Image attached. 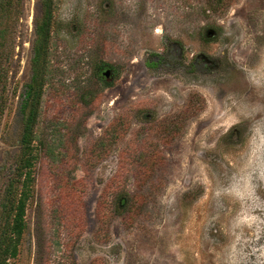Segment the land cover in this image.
I'll use <instances>...</instances> for the list:
<instances>
[{
  "label": "rangeland",
  "instance_id": "obj_1",
  "mask_svg": "<svg viewBox=\"0 0 264 264\" xmlns=\"http://www.w3.org/2000/svg\"><path fill=\"white\" fill-rule=\"evenodd\" d=\"M15 1L0 212L45 0ZM45 66L9 264H264V0H53Z\"/></svg>",
  "mask_w": 264,
  "mask_h": 264
},
{
  "label": "trees",
  "instance_id": "obj_2",
  "mask_svg": "<svg viewBox=\"0 0 264 264\" xmlns=\"http://www.w3.org/2000/svg\"><path fill=\"white\" fill-rule=\"evenodd\" d=\"M52 2L53 0L44 1L43 16L40 22L36 24V35L37 41L35 46V57L33 61V78L32 83L28 86V91L26 94V101L23 104V111L26 114L24 130L21 139V164L17 168V179H11L7 189H6V202L3 205V209L0 214L6 216L7 218L14 216L12 226L8 225L3 232V237L6 236L3 242L7 245L2 249L0 248V264H9L5 259L9 255H14L17 252V244L19 243L23 230H24V215H25V201L29 190V180H30V170L32 168V161L34 157V146L35 141V127L37 125L39 116V106L42 97V86L43 78L46 72L45 62L47 59L50 36H51V22H52ZM1 10L5 13L13 12L18 13L16 8L15 0H2ZM7 56V53L3 50L0 51V60H2L1 67V78L0 82L2 88L0 90V121L8 108V99L6 96L7 80L9 78V71L7 67L3 65V58ZM11 57V56H10ZM102 68V67H101ZM25 177L24 189L18 198V183L21 181V177ZM126 201L116 200V206L118 209L123 208ZM123 204V205H122Z\"/></svg>",
  "mask_w": 264,
  "mask_h": 264
},
{
  "label": "water",
  "instance_id": "obj_3",
  "mask_svg": "<svg viewBox=\"0 0 264 264\" xmlns=\"http://www.w3.org/2000/svg\"><path fill=\"white\" fill-rule=\"evenodd\" d=\"M110 72H111V71H110ZM110 72H109V70H108V73H105V76H109V73H110Z\"/></svg>",
  "mask_w": 264,
  "mask_h": 264
}]
</instances>
